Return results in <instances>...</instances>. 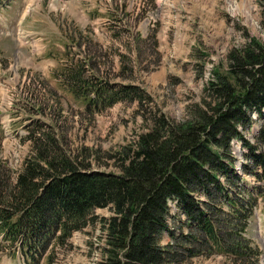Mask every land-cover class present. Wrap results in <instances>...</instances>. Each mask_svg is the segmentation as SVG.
Instances as JSON below:
<instances>
[{
	"label": "trees",
	"instance_id": "1",
	"mask_svg": "<svg viewBox=\"0 0 264 264\" xmlns=\"http://www.w3.org/2000/svg\"><path fill=\"white\" fill-rule=\"evenodd\" d=\"M224 61L183 121L148 117L145 133L109 155L118 173L91 171L77 153L67 155L54 141L56 148H48L46 132L32 133V156L13 185L0 169V232L9 249L26 264L46 257L50 264L74 232L95 223L96 209L108 208L112 215L99 222L105 232L100 264H187L212 255L258 264L245 232L258 205L250 192L261 188L248 187L235 171L231 143L244 150L243 171L264 184V43L248 36ZM88 63L71 61L59 79L92 112L145 100L132 85L87 76ZM254 121L261 127L251 143L244 133ZM164 236L172 243L162 245Z\"/></svg>",
	"mask_w": 264,
	"mask_h": 264
},
{
	"label": "rangeland",
	"instance_id": "2",
	"mask_svg": "<svg viewBox=\"0 0 264 264\" xmlns=\"http://www.w3.org/2000/svg\"><path fill=\"white\" fill-rule=\"evenodd\" d=\"M0 5V169L12 185L32 156L34 132L48 134V148L83 157L91 171L118 173L109 155L145 133L148 117L183 121L200 103L212 71L224 68L230 49L248 36L264 43V0H0ZM77 59L89 61L87 76L132 85L145 100L92 112L59 79L61 69ZM260 127L254 121L246 140L255 143ZM53 141L56 147H50ZM243 152L231 143L235 171L248 187L261 188L250 192L258 206L245 237L264 264V184L243 171ZM111 215L108 208L96 209L95 223L73 233L50 264H100L105 232L99 222ZM161 243L172 241L164 236ZM0 264L23 263L1 242ZM40 264H48L47 257ZM187 264L231 263L212 255Z\"/></svg>",
	"mask_w": 264,
	"mask_h": 264
}]
</instances>
